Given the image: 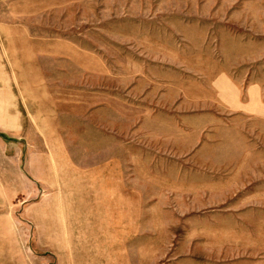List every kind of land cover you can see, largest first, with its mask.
Segmentation results:
<instances>
[{
  "label": "rangeland",
  "instance_id": "rangeland-1",
  "mask_svg": "<svg viewBox=\"0 0 264 264\" xmlns=\"http://www.w3.org/2000/svg\"><path fill=\"white\" fill-rule=\"evenodd\" d=\"M0 264H264V0H0Z\"/></svg>",
  "mask_w": 264,
  "mask_h": 264
},
{
  "label": "crops",
  "instance_id": "crops-1",
  "mask_svg": "<svg viewBox=\"0 0 264 264\" xmlns=\"http://www.w3.org/2000/svg\"><path fill=\"white\" fill-rule=\"evenodd\" d=\"M122 211L118 210V213H119V215H121L120 217H125L126 214H125V212H122ZM121 225L123 226V230H126V220L125 219L124 220H119V226H121ZM123 233H126V232H123ZM118 243H126V236L124 235L123 236V241H118Z\"/></svg>",
  "mask_w": 264,
  "mask_h": 264
}]
</instances>
